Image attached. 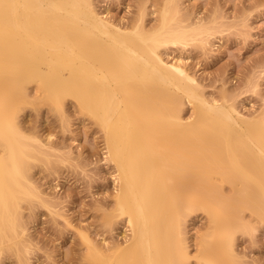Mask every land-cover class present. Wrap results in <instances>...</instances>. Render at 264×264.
I'll return each mask as SVG.
<instances>
[{"label": "bare ground", "instance_id": "bare-ground-1", "mask_svg": "<svg viewBox=\"0 0 264 264\" xmlns=\"http://www.w3.org/2000/svg\"><path fill=\"white\" fill-rule=\"evenodd\" d=\"M171 19L165 11L157 32L137 28L132 36L98 16L89 0H0V250L17 238L29 146L17 118L32 82L51 101L76 99L105 132L119 181L114 213L105 218L126 216L131 235L109 253L91 246V264H185L181 221L196 204L212 213L199 258L232 250L220 229L233 223L204 183L213 175L240 185L244 209L264 219V120L242 134L244 117L232 105L209 102L181 62H164L160 48L185 40ZM183 99L194 104L192 121L181 115ZM186 174L196 181L180 178Z\"/></svg>", "mask_w": 264, "mask_h": 264}, {"label": "rangeland", "instance_id": "rangeland-1", "mask_svg": "<svg viewBox=\"0 0 264 264\" xmlns=\"http://www.w3.org/2000/svg\"><path fill=\"white\" fill-rule=\"evenodd\" d=\"M89 1L98 16L131 34L137 28L148 34L157 32L164 12H170V27L183 33L185 40L160 48L164 62H181L195 79L193 87L209 102L232 105L244 117L237 126L242 134L261 128L264 0ZM110 33L103 35L104 40ZM26 93L28 100L19 106L17 118L29 145L22 159L27 175L25 199L20 198L17 207L16 242L0 250V264H91V246L109 253L114 246L125 245L131 235L126 216L113 214L111 222L105 218L114 213L119 188L117 170L107 155L105 132L73 97L51 101L34 82L27 85ZM193 105L183 99L184 121L195 118ZM184 176L190 185L196 181L192 174L180 178ZM178 182L173 180L171 189ZM204 183L215 190L217 210L233 223L231 229H220L232 250L209 258L212 261L199 258L206 256L201 241L212 231V213L196 204L181 221L188 247L185 264H230L231 257L235 258L231 264H264V219L244 209L235 193L240 185H231L218 175Z\"/></svg>", "mask_w": 264, "mask_h": 264}]
</instances>
